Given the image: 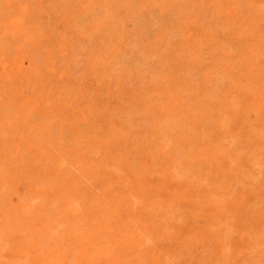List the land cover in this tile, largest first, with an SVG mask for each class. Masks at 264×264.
Masks as SVG:
<instances>
[{
	"label": "rangeland",
	"instance_id": "1",
	"mask_svg": "<svg viewBox=\"0 0 264 264\" xmlns=\"http://www.w3.org/2000/svg\"><path fill=\"white\" fill-rule=\"evenodd\" d=\"M262 4L0 0V264H264Z\"/></svg>",
	"mask_w": 264,
	"mask_h": 264
},
{
	"label": "bare ground",
	"instance_id": "2",
	"mask_svg": "<svg viewBox=\"0 0 264 264\" xmlns=\"http://www.w3.org/2000/svg\"><path fill=\"white\" fill-rule=\"evenodd\" d=\"M126 3V2H125ZM246 5V4H245ZM256 5V4H255ZM261 5V4H260ZM262 6H264V4H262ZM1 7V6H0ZM73 8V7H72ZM240 8V7H239ZM243 8V7H242ZM252 8V7H251ZM258 8V7H257ZM94 9V8H93ZM126 9V8H125ZM135 9V8H134ZM262 9V8H261ZM117 10V9H116ZM262 10H264V9H262ZM261 11V10H260ZM201 13V12H200ZM165 17V16H164ZM153 18V17H152ZM138 24V23H137ZM128 29V28H127ZM189 30V29H188ZM162 31V30H161ZM192 34V33H191ZM176 41V40H175ZM224 47V46H223ZM229 47V46H228ZM190 48V47H189ZM91 52V51H90ZM232 52V51H231ZM137 57V56H136ZM221 60V59H220ZM128 61V60H127ZM126 62V61H125ZM234 67V66H233ZM186 73V72H185ZM196 74V73H195ZM191 76V75H190ZM224 77V76H223ZM219 79V78H218ZM222 88V87H221ZM228 91V90H227ZM10 109V108H9ZM11 110V109H10ZM58 114V113H57ZM233 117V116H232ZM226 122V121H225ZM225 124V123H224ZM233 129V128H232ZM207 131V130H206ZM204 132V131H203ZM214 134V133H213ZM212 134V135H213ZM253 134V133H252ZM216 137V136H215ZM166 140V139H165ZM203 141V140H202ZM62 142V141H61ZM170 143V142H169ZM168 147V146H167ZM206 147V146H205ZM238 147V146H237ZM13 148V147H12ZM187 152V151H186ZM159 153V152H158ZM190 156V155H189ZM188 156V157H189ZM62 159V158H61ZM234 159V158H233ZM28 160V159H27ZM134 160V159H133ZM98 161V160H97ZM229 161H230V159H229ZM254 162V161H253ZM50 165V164H49ZM231 165V164H230ZM251 165V164H250ZM42 166V165H41ZM226 166V165H225ZM253 167H255L254 165H253ZM95 168V167H94ZM173 168V167H172ZM215 168V167H214ZM230 168V167H229ZM179 171V170H178ZM118 173V172H117ZM30 175V174H29ZM127 178V177H126ZM210 179V178H209ZM93 181V180H92ZM259 187V186H258ZM249 188V187H248ZM202 192V191H201ZM245 195V194H244ZM207 196V195H206ZM104 198V197H103ZM205 198V197H204ZM40 200V199H39ZM55 205V204H54ZM64 207V206H63ZM154 208V207H153ZM118 209V208H117ZM150 209V208H149ZM250 212V211H249ZM58 213V212H57ZM156 213V212H155ZM87 214V213H86ZM149 214H151V213H149ZM103 215V214H102ZM155 215V214H154ZM88 216V215H87ZM93 217V216H92ZM84 218V217H83ZM97 218V217H96ZM95 218V219H96ZM99 219V218H98ZM212 219H214L213 217H212ZM189 220V219H188ZM97 221V220H96ZM195 221V220H194ZM212 221V220H211ZM247 221H249V220H247ZM189 222V221H188ZM213 222H214V220H213ZM55 223V222H54ZM141 223V222H140ZM89 224V223H88ZM186 224V223H185ZM193 225V224H192ZM209 225V224H208ZM216 225V224H215ZM180 226V225H179ZM183 229V228H182ZM187 230V229H186ZM175 231V230H174ZM179 231V230H178ZM139 232V231H138ZM188 233V232H187ZM176 234V233H175ZM174 234V235H175ZM192 234V233H191ZM197 234V233H196ZM21 235V234H20ZM152 235V234H151ZM179 236V235H178ZM170 237V236H169ZM180 237V236H179ZM168 238V237H167ZM244 238V237H243ZM148 239V238H147ZM13 243V242H12ZM9 245V244H8ZM3 248V247H2ZM4 249V248H3ZM143 249V248H142ZM2 252H4V251H2ZM39 254V253H38ZM161 254V253H160ZM164 257V256H163ZM1 259V258H0ZM5 262V261H4ZM26 263V262H25Z\"/></svg>",
	"mask_w": 264,
	"mask_h": 264
}]
</instances>
